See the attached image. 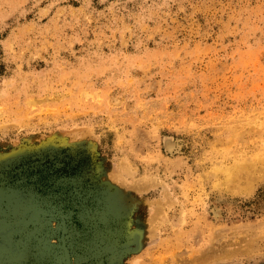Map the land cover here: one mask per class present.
Listing matches in <instances>:
<instances>
[{"label":"rangeland","instance_id":"374dc122","mask_svg":"<svg viewBox=\"0 0 264 264\" xmlns=\"http://www.w3.org/2000/svg\"><path fill=\"white\" fill-rule=\"evenodd\" d=\"M263 140L264 0H0V210L71 264H264Z\"/></svg>","mask_w":264,"mask_h":264},{"label":"water","instance_id":"95a60500","mask_svg":"<svg viewBox=\"0 0 264 264\" xmlns=\"http://www.w3.org/2000/svg\"><path fill=\"white\" fill-rule=\"evenodd\" d=\"M12 201V195L7 197L0 196V205L7 204ZM14 201V200H13ZM5 212L3 210H0V263L5 260V255L8 253L9 248L11 246V241H13V234H12V228L17 226H22L27 223H29L33 218H35L37 215L42 214L45 216H60L62 218V227H61V236L60 240L62 242V247L65 254V264H71V258L69 249L65 243L64 240V232H65V225L66 222L64 220L63 214H56V213H50L45 212L43 210L39 209H32L28 212V214L24 217H18V218H8L5 217Z\"/></svg>","mask_w":264,"mask_h":264},{"label":"bare ground","instance_id":"6f19581e","mask_svg":"<svg viewBox=\"0 0 264 264\" xmlns=\"http://www.w3.org/2000/svg\"><path fill=\"white\" fill-rule=\"evenodd\" d=\"M166 145L168 147H173V143L170 139H167L166 140ZM263 143H264V140H263ZM262 143V144H263ZM264 145V144H263ZM171 149V148H170ZM259 153H257L254 158H258L259 156ZM253 160V159H252ZM264 159L262 158H259L258 160L255 159V161H249L247 163H240V162H237L235 163V165H233V167H231L230 169H227V170H223L225 173H227V176H228V180L232 179V176L236 175L235 174V171L237 170L239 173H241V171L243 170L246 174L249 175V173L256 168L257 165H254L255 163H257L258 161H262ZM222 166V165H221ZM222 168V167H221ZM242 171V172H243ZM239 175V174H238ZM246 181V180H245ZM233 185V184H232ZM235 186V185H234ZM232 188V187H231ZM238 189V187H237ZM216 208V207H215ZM213 213V212H212ZM215 217V216H214Z\"/></svg>","mask_w":264,"mask_h":264},{"label":"flooded vegetation","instance_id":"af4514ba","mask_svg":"<svg viewBox=\"0 0 264 264\" xmlns=\"http://www.w3.org/2000/svg\"><path fill=\"white\" fill-rule=\"evenodd\" d=\"M51 213V212H50ZM56 214H61V213H56ZM59 218H60V220H61V227H62V218L60 217V216H58ZM64 220H65V222H66V219H65V217H64ZM66 226V225H65Z\"/></svg>","mask_w":264,"mask_h":264}]
</instances>
